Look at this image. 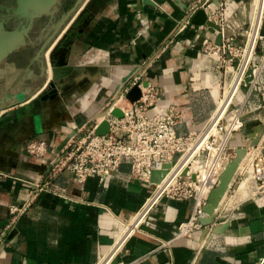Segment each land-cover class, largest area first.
<instances>
[{"label":"crops","instance_id":"crops-1","mask_svg":"<svg viewBox=\"0 0 264 264\" xmlns=\"http://www.w3.org/2000/svg\"><path fill=\"white\" fill-rule=\"evenodd\" d=\"M77 2L0 0V234L10 208L35 191L25 182L42 184L49 172L26 145L42 139L58 150L75 128L99 122L116 91L143 69L160 90L154 112L176 106L184 116L178 132L200 131L232 74L203 53L204 38L217 42L218 33L184 28L185 20L196 5L223 2L227 18L245 24L253 8L251 0H83L60 28ZM260 125L264 147V113L249 117L233 147H250L246 133ZM129 176L125 164L108 183L91 178L81 191L71 174H58L0 242V264H264V196L227 222L215 216L207 224L204 216L203 228L188 236L179 226L193 202L164 198L116 251L152 194Z\"/></svg>","mask_w":264,"mask_h":264},{"label":"built area","instance_id":"built-area-1","mask_svg":"<svg viewBox=\"0 0 264 264\" xmlns=\"http://www.w3.org/2000/svg\"><path fill=\"white\" fill-rule=\"evenodd\" d=\"M251 1L253 8L245 24L231 22L223 2L217 8L209 2L196 5L185 20L184 28L208 30L206 25L192 23L197 10L207 11L208 21L220 28L216 33L221 35V44L205 37L203 53L217 59V70L232 74L230 82L224 85L218 108L200 131L184 135L178 132L184 116L176 106L154 112L160 90L145 81L143 69L116 91L99 122L75 128L74 136L61 150L42 139L26 145V153L45 160L49 172L42 184L25 182L35 191L21 206L10 208L11 220L0 234V242L5 241L17 219L29 212L39 194L50 191L58 174H71L74 184L83 191L91 178L108 183L125 164L130 167V180L151 188L152 194L137 214V220L125 226L114 247L116 251L164 198L193 202L190 218L179 226L180 236L203 228L201 219L206 216L208 198L218 188L238 149L233 147L234 139L245 130L250 116L264 113V0ZM136 86L141 90V98L131 103L127 97ZM116 109L121 111V117L113 115ZM104 121L109 124V132L98 135ZM242 147L248 151L239 167L242 171L230 183L227 201L223 198L215 211L216 218L224 222L247 202L264 196V147L261 144ZM154 163L159 167L153 168ZM166 165L171 168H164ZM155 170L162 173L158 184L152 182ZM99 264H112L111 258Z\"/></svg>","mask_w":264,"mask_h":264},{"label":"water","instance_id":"water-1","mask_svg":"<svg viewBox=\"0 0 264 264\" xmlns=\"http://www.w3.org/2000/svg\"><path fill=\"white\" fill-rule=\"evenodd\" d=\"M148 2L151 3L152 0H146ZM83 2V0H78L77 4L75 5V7L62 19V23H61V27L62 28L64 26V24L70 19V17L72 16V14H74L76 12V10L78 9V7L81 5V3ZM192 23L197 25V26H203L206 25L210 28V30L212 32H216L218 31L220 28L215 25L214 23L208 21V13L205 9H199L196 11V13L192 16ZM217 43L221 44V35H218V39H217ZM64 68H57L55 70V72L57 74H59L61 71H63ZM52 87H54V83L51 85ZM49 95H53L55 93L52 91H49ZM129 101L131 103H134L136 101H138L141 98V90L139 89L138 86L134 87L131 92L129 93L128 97ZM113 115L117 116V117H121L122 113L119 109L114 110ZM263 127L260 125L256 132L249 134L246 133L250 136V139L253 140V143L251 144V147H257L261 144V141L263 139V137H261V133H262ZM109 132V124L104 121L103 123L100 124L98 130H97V134L98 135H105ZM75 134V132H73L60 146V148L58 150H61L69 141V139L71 137H73ZM264 141V140H263ZM247 149L246 148H238L235 152V157L233 158V160L230 162V164L227 166L226 170L224 171V173L222 174L221 178H220V184L218 186V188H216L214 191L211 192L209 198H208V204L205 207L204 211L207 215L206 218V222L207 224H212L214 219H215V211L217 209V207L219 206L220 202L222 201V199L224 198V196L226 195L230 183L232 182L235 174L237 173L242 161L247 157ZM159 167L158 164L154 163L153 164V168H157ZM164 168H171V165H166ZM166 172H163V174H165ZM161 174L157 172L156 170L153 172L152 174V182L153 183H160L161 182ZM136 185V184H134ZM139 186V188H142L141 185H137Z\"/></svg>","mask_w":264,"mask_h":264},{"label":"bare ground","instance_id":"bare-ground-1","mask_svg":"<svg viewBox=\"0 0 264 264\" xmlns=\"http://www.w3.org/2000/svg\"><path fill=\"white\" fill-rule=\"evenodd\" d=\"M110 259V258H109Z\"/></svg>","mask_w":264,"mask_h":264},{"label":"rangeland","instance_id":"rangeland-1","mask_svg":"<svg viewBox=\"0 0 264 264\" xmlns=\"http://www.w3.org/2000/svg\"><path fill=\"white\" fill-rule=\"evenodd\" d=\"M262 143V142H261Z\"/></svg>","mask_w":264,"mask_h":264}]
</instances>
